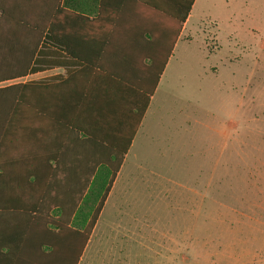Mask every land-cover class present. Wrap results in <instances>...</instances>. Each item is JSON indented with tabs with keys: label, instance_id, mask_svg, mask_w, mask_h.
<instances>
[{
	"label": "rangeland",
	"instance_id": "1",
	"mask_svg": "<svg viewBox=\"0 0 264 264\" xmlns=\"http://www.w3.org/2000/svg\"><path fill=\"white\" fill-rule=\"evenodd\" d=\"M251 1L262 0H206L190 57L174 58L77 264H264V51L248 47L262 41L248 29ZM100 176L60 240L89 226L111 171ZM76 178L44 205L73 210Z\"/></svg>",
	"mask_w": 264,
	"mask_h": 264
},
{
	"label": "crops",
	"instance_id": "2",
	"mask_svg": "<svg viewBox=\"0 0 264 264\" xmlns=\"http://www.w3.org/2000/svg\"><path fill=\"white\" fill-rule=\"evenodd\" d=\"M189 2L69 0L66 12L62 11L63 0H0V35H45L41 31L51 19L66 28L63 33L71 53L54 43L40 45L37 51L47 54L36 57L45 59V68L17 80L53 82L55 100L72 103L88 131L100 127L113 137L114 148L127 149L126 156L150 125L156 96L174 58L178 53L182 60L190 57L194 37L199 35L195 25L206 0H192L190 9ZM211 2L220 5L221 0ZM245 18L251 34L262 40L261 44L250 42L248 47L264 51V0L246 3ZM15 46L3 43L0 51L10 52ZM236 57L230 55L229 61ZM34 76L37 78L25 79ZM64 163L67 170L54 178L63 184L77 179V166L83 167L79 180H85L91 166L86 158L77 159L73 151ZM5 183L0 186V263L16 260L24 245L70 241V232L62 240L58 233L61 225L71 226L74 210L62 207L60 201L49 207L42 197L14 193L10 177ZM13 195L18 196V205H12Z\"/></svg>",
	"mask_w": 264,
	"mask_h": 264
},
{
	"label": "trees",
	"instance_id": "3",
	"mask_svg": "<svg viewBox=\"0 0 264 264\" xmlns=\"http://www.w3.org/2000/svg\"><path fill=\"white\" fill-rule=\"evenodd\" d=\"M191 4L192 0L189 9ZM68 7L69 0H63L62 11L68 12ZM184 20L185 17L180 22ZM47 24L41 31L45 35L25 36L12 32L0 35V45L11 43L17 48L10 52L0 51V83L43 70L45 59L39 60L36 55L43 57L47 52L37 51L40 45L54 43L63 47L67 54L71 53L68 36L63 33L66 28L59 27L53 19ZM55 87L53 82L44 80L0 86V186L10 177L14 193L39 196L45 200L52 190H56L58 182L54 178L67 170L64 162L72 151L77 159L86 158L91 162V166L87 167L83 190L78 192L79 185H76L74 190L77 195L70 199L73 210L77 207L78 197L88 187L90 176L100 184L99 178L104 169L111 171V178L93 211L89 226L73 231L71 241H40L39 244L24 245L16 260L0 264H77L103 208L108 186L119 172L127 153V149L114 148L116 142L113 137L110 139L100 127L88 131L84 122L76 116L72 103L55 100ZM144 110L140 111L139 118ZM82 170L83 167L77 166L76 175H80ZM69 194L74 197L72 192ZM13 197L12 205H18V196ZM60 205L66 206L63 202Z\"/></svg>",
	"mask_w": 264,
	"mask_h": 264
}]
</instances>
